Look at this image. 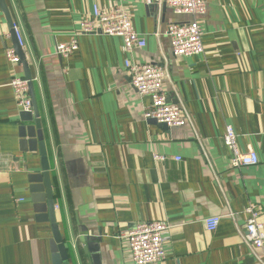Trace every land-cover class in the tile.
I'll return each instance as SVG.
<instances>
[{
	"label": "crops",
	"instance_id": "0c3cea01",
	"mask_svg": "<svg viewBox=\"0 0 264 264\" xmlns=\"http://www.w3.org/2000/svg\"><path fill=\"white\" fill-rule=\"evenodd\" d=\"M203 1L205 15L190 17L175 15L166 0H4L0 264H52L51 225L36 220L28 192V176L41 173V159L19 150L20 110L9 83L25 70L23 64L12 70L5 57L18 49L12 24L25 41L21 51L69 264H131L124 236L143 222L169 227L160 264H258L242 235L244 208L256 206L264 219V0ZM117 2L144 48L126 52L118 37L86 35L69 57L56 54L95 5ZM192 21L203 33L204 52L175 58L166 29ZM126 60L167 70L164 89L183 105L188 125L166 129L144 119L150 99L131 87ZM227 125L242 152L257 154L256 166H229ZM209 217L220 218L213 233L203 224Z\"/></svg>",
	"mask_w": 264,
	"mask_h": 264
},
{
	"label": "built area",
	"instance_id": "2783aa9c",
	"mask_svg": "<svg viewBox=\"0 0 264 264\" xmlns=\"http://www.w3.org/2000/svg\"><path fill=\"white\" fill-rule=\"evenodd\" d=\"M150 4L151 0H143ZM166 5L175 15L190 17L203 16L206 13V3L203 0H166ZM18 47L23 50L25 41L19 27L11 25ZM86 35H104L118 37L122 40L126 52L134 49H142L146 41L139 36L133 28L129 12L123 4L117 2L107 9H101L95 5L91 14H87L79 22V28L67 43L58 44L55 52L61 58H67L78 50V39ZM202 31L197 21L186 24H171L166 29V37L169 39L172 55L177 57H189L201 55L204 52L202 44ZM5 57L12 70L21 64L15 50L7 49ZM127 74L130 77V85L139 96H147L150 105L144 112L145 120H155L159 125H165L167 129L182 128L190 123L183 105L172 103L164 89V81L168 73L164 67L155 65H139L124 62ZM14 94L17 107L20 111L31 110L28 81L22 77L12 75L9 83ZM223 145L230 153L229 166L232 169H240L256 166L259 162L257 154L253 150L242 152L238 145L237 135L232 126H225ZM154 160L164 161L163 156L155 155ZM176 161L179 158L175 159ZM243 213L248 215L245 224V233L242 235L244 244L253 253L258 264H264V219L259 218L260 211L256 206L249 205ZM230 218L234 219L233 214ZM220 222L219 217H209L203 221L207 232L213 233ZM169 227L161 222L138 223L132 230L125 234L124 240L128 249V258L131 264H160L167 257L164 249L165 234Z\"/></svg>",
	"mask_w": 264,
	"mask_h": 264
},
{
	"label": "water",
	"instance_id": "95a60500",
	"mask_svg": "<svg viewBox=\"0 0 264 264\" xmlns=\"http://www.w3.org/2000/svg\"><path fill=\"white\" fill-rule=\"evenodd\" d=\"M0 6L4 9V0H0ZM4 13L7 16L6 8L4 9ZM9 23L11 24V22ZM17 48V51H15L20 58L21 64H23L25 70L24 79L28 81L29 96L31 99V110L29 112L20 111L18 114V121L20 123V126L17 127L19 150L21 153L38 152L41 159V173L28 176V182L30 184L28 192L31 196L30 199L33 204L34 213L36 214V220L49 222L51 225L53 234V239L50 242L52 264H69L67 250L55 222L54 197L51 190L46 150L39 113L33 96L31 77L22 51L18 46ZM149 121L157 124L155 120ZM159 126L166 128L165 125Z\"/></svg>",
	"mask_w": 264,
	"mask_h": 264
}]
</instances>
